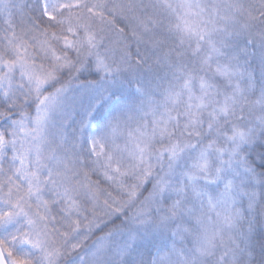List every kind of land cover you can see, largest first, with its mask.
<instances>
[{
	"label": "snow or ice",
	"instance_id": "1",
	"mask_svg": "<svg viewBox=\"0 0 264 264\" xmlns=\"http://www.w3.org/2000/svg\"><path fill=\"white\" fill-rule=\"evenodd\" d=\"M0 264H264V0H0Z\"/></svg>",
	"mask_w": 264,
	"mask_h": 264
}]
</instances>
